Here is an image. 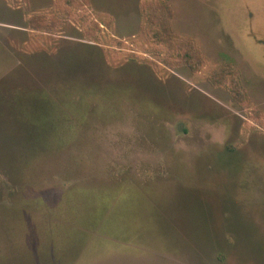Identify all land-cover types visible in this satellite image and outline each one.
Returning a JSON list of instances; mask_svg holds the SVG:
<instances>
[{
	"label": "rangeland",
	"instance_id": "1",
	"mask_svg": "<svg viewBox=\"0 0 264 264\" xmlns=\"http://www.w3.org/2000/svg\"><path fill=\"white\" fill-rule=\"evenodd\" d=\"M0 264H264V0H0Z\"/></svg>",
	"mask_w": 264,
	"mask_h": 264
}]
</instances>
